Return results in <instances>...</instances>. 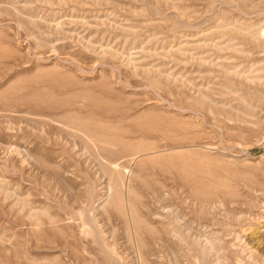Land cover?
Masks as SVG:
<instances>
[{
	"label": "rangeland",
	"instance_id": "rangeland-1",
	"mask_svg": "<svg viewBox=\"0 0 264 264\" xmlns=\"http://www.w3.org/2000/svg\"><path fill=\"white\" fill-rule=\"evenodd\" d=\"M258 32L264 0H0V264H264Z\"/></svg>",
	"mask_w": 264,
	"mask_h": 264
},
{
	"label": "bare ground",
	"instance_id": "bare-ground-1",
	"mask_svg": "<svg viewBox=\"0 0 264 264\" xmlns=\"http://www.w3.org/2000/svg\"><path fill=\"white\" fill-rule=\"evenodd\" d=\"M257 25H258V24H257ZM248 26H249V25H248ZM249 27H251V26H249ZM255 27H256V26H255ZM251 28H253V26H252ZM251 28H249V29H251ZM246 29H247V28H246ZM254 29H255V28H254ZM251 30H252V29H251ZM256 30H257V29H256ZM241 31H245V29H243V30H241ZM241 31H240V32H241ZM245 32H246V31H245ZM248 32H249V31H248ZM248 32H247V34H248ZM261 32H262V31H261ZM242 33H243V32H242ZM252 33H253V30H252ZM258 33H259V32H258ZM256 34H257V33H256ZM256 34H254V36H255ZM259 34H260L259 36H262V35H263V34L261 35V33H259ZM248 35H249V34H248ZM249 36H250V35H249ZM254 36H251V37L254 38ZM257 37H258V36H257ZM262 37H264V36H262ZM253 38H252V39H253ZM258 38H259V37H258ZM259 39H260V38H259ZM255 40H257V39H255ZM100 50H101V49H100ZM103 50H104V49H102L101 51L103 52ZM108 50H109V49H108ZM108 52L110 53V51H108ZM109 53H108V54H109ZM99 54H100V53H99ZM104 54H106V53H104ZM111 54H115V53H111ZM128 57H129V56H128ZM119 58H120V57H119ZM121 58H122V57H121ZM135 58H136V57H135ZM126 60H127V59H126ZM131 60H132V58L128 60V63H129V64H131ZM133 60H135V59H133ZM139 60H140V59H139ZM134 63H135V62H134ZM127 65H128V64H127ZM135 65H136V64H135ZM131 69H132V67H131ZM135 70H136V69H135ZM241 75H242V74H241ZM237 76H238V75H237ZM239 76H240V75H239ZM240 77H241V76H240ZM242 77H243V76H242ZM242 77H241V78H242ZM245 78H247V76H246ZM245 78H244V79H245ZM250 79L253 80L252 78H250ZM247 80H248V79H247ZM247 80H246V81H247ZM248 81L250 82V80H248ZM228 94H229V93H228ZM249 114H250V113H249ZM263 114H264V113H263ZM250 115H252V113H251ZM250 115H249V116H250ZM261 115H262V114H261ZM261 117L263 118V116H261ZM247 118H248V117H247ZM244 120L246 121V119H244ZM250 121H251V120H250ZM248 122H249V121H248ZM262 123H263V121H262ZM262 134H263V133H262Z\"/></svg>",
	"mask_w": 264,
	"mask_h": 264
}]
</instances>
